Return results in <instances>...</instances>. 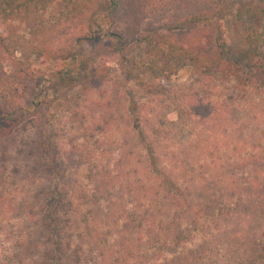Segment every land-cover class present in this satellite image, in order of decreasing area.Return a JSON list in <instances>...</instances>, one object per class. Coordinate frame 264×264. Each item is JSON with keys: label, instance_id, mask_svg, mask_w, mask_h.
I'll list each match as a JSON object with an SVG mask.
<instances>
[{"label": "trees", "instance_id": "trees-1", "mask_svg": "<svg viewBox=\"0 0 264 264\" xmlns=\"http://www.w3.org/2000/svg\"><path fill=\"white\" fill-rule=\"evenodd\" d=\"M53 1L0 0V21L30 20ZM90 1L88 52L67 81L87 94L105 81L89 63L140 49L166 82L145 88L162 109L150 117L129 96L121 121L101 112L61 148L47 126L49 80L0 29V231L10 240L0 264H264V95L248 97L264 93V0ZM186 61L191 82L169 85ZM35 116L33 207L10 186L9 152L14 126Z\"/></svg>", "mask_w": 264, "mask_h": 264}, {"label": "rangeland", "instance_id": "rangeland-1", "mask_svg": "<svg viewBox=\"0 0 264 264\" xmlns=\"http://www.w3.org/2000/svg\"><path fill=\"white\" fill-rule=\"evenodd\" d=\"M53 2L52 5L45 3L37 13L32 12L30 20L17 18L11 21H0V29L5 36L4 42L15 52V55L23 56L28 53L31 69L49 80L48 84L44 83V95L47 98H53L54 102L48 112L47 126L51 131L59 134L57 139L60 140V147L68 148L76 138L81 140L85 126L94 123L93 117L99 116L101 112H104V115L114 116L112 119L121 121L123 114L125 115L126 100L129 96H132L138 103V107H142V110L150 117L157 115L162 109V104L159 103L162 98L156 99L155 95H150L154 97L150 98L145 88L148 85H165L166 82L153 79L146 70V56L140 49L133 50L129 55L115 52L109 57L99 58L94 63H89L104 72L105 81L87 94H81L80 85L72 86L70 81H67L69 73L66 70L74 73L72 70L78 61L79 53L88 52L89 43L80 36L83 32V18L85 15L95 14L94 5L90 0H55ZM38 49L43 50L42 55L37 53ZM6 53L9 54V51L7 50ZM71 56H73L72 59H70ZM193 71L191 62H184L171 78L169 85L176 86L190 81ZM37 80V83H41L42 77L39 76ZM259 95L263 96L264 93L254 89L248 97L256 99ZM42 96L43 94L40 98ZM21 97V94L12 97L14 103L19 101L22 105L26 104ZM167 103L170 102L166 101L165 105ZM167 118L175 122L177 115L175 112H170ZM36 120H38L37 116L28 117L14 126L13 134L16 142L9 152L13 157L11 162H16L15 166L12 165L15 170V172L12 171L15 181L10 186L16 196L24 197L33 207H36L38 203L32 196L34 188L27 179V175H29V152L36 140L33 134L37 125ZM119 126L122 130L115 131L117 135L123 131L122 125ZM187 129L181 131L187 133ZM23 164L26 168L22 166ZM9 244L10 240L0 231V257Z\"/></svg>", "mask_w": 264, "mask_h": 264}]
</instances>
